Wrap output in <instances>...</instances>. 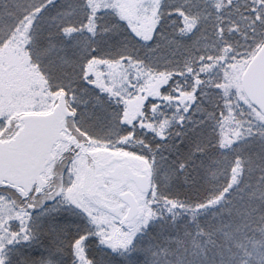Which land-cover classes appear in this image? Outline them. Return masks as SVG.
<instances>
[{
  "label": "snow or ice",
  "instance_id": "snow-or-ice-1",
  "mask_svg": "<svg viewBox=\"0 0 264 264\" xmlns=\"http://www.w3.org/2000/svg\"><path fill=\"white\" fill-rule=\"evenodd\" d=\"M0 264H264V0H0Z\"/></svg>",
  "mask_w": 264,
  "mask_h": 264
}]
</instances>
